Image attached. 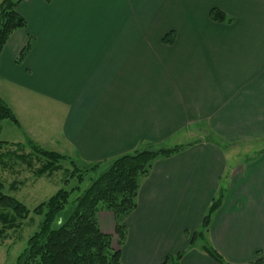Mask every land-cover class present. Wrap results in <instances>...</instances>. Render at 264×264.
I'll return each mask as SVG.
<instances>
[{
    "label": "crops",
    "instance_id": "crops-1",
    "mask_svg": "<svg viewBox=\"0 0 264 264\" xmlns=\"http://www.w3.org/2000/svg\"><path fill=\"white\" fill-rule=\"evenodd\" d=\"M16 12L25 26L0 53V98L27 140L84 163L185 145L141 180L121 264L178 252L218 264L190 240L220 191L205 241L231 264L264 258V0H23ZM251 143L253 158L227 164L225 149ZM97 220L116 247L112 213Z\"/></svg>",
    "mask_w": 264,
    "mask_h": 264
},
{
    "label": "trees",
    "instance_id": "trees-1",
    "mask_svg": "<svg viewBox=\"0 0 264 264\" xmlns=\"http://www.w3.org/2000/svg\"><path fill=\"white\" fill-rule=\"evenodd\" d=\"M22 1L0 0V53L11 33L25 26V20L16 12L17 5ZM45 1L48 3L51 0ZM209 18L217 23L232 22V18L226 17L218 9H212ZM172 39L173 35L168 33L162 40L170 43ZM29 50L30 44L27 43L16 62L21 63ZM5 119L19 126L11 108L0 98V132L1 122ZM26 143L32 155L19 158L29 161L27 166L34 168L32 174L35 177L51 176L62 170V162L69 160L71 170H65L68 177L64 181L68 183L75 179L76 184L70 189H58L30 211L21 201L4 192V183L0 179V240L7 231L20 229V221L28 218L30 213L41 217L37 229L27 237L23 249L15 258V264H121L120 248L126 238L124 219L136 208L141 180L148 175L157 159L169 157L185 147L175 145L163 148L146 143L109 162H81V167L67 156L45 150L31 140ZM213 143L220 144L216 139H213ZM21 144L0 140V149L6 146L21 147ZM32 158L38 164L36 167L32 165ZM102 166L103 169L98 171ZM89 173H93V176H89L90 183L80 191L84 176ZM12 188L15 189V186ZM74 191L81 193L70 200ZM222 196L220 191L212 200L200 226L192 235L190 245L198 240L203 241L204 251L216 263L231 264L205 241L212 214L219 207ZM99 211L110 212L114 217L116 247L112 245V236L102 233L99 228ZM182 255V252L167 255L161 264H179ZM256 256L257 259L250 264H264L259 252H256Z\"/></svg>",
    "mask_w": 264,
    "mask_h": 264
},
{
    "label": "rangeland",
    "instance_id": "rangeland-1",
    "mask_svg": "<svg viewBox=\"0 0 264 264\" xmlns=\"http://www.w3.org/2000/svg\"><path fill=\"white\" fill-rule=\"evenodd\" d=\"M27 139L28 137H25L23 131L18 129V127L10 120L5 119L1 122L0 140L22 143L21 147L6 146L0 149V161L2 162L0 164V179L4 183V192L21 201L31 211L36 205L47 200L58 189H70L76 184V181L75 179L70 180L68 183L64 181L68 177L65 170H71L68 164L69 160L62 162V170L55 172L53 175H44L40 178L35 177L32 174L34 168L27 166V162L29 161H24L19 158V156L28 157L32 155L30 146L25 142ZM183 141L187 142L191 140L184 138ZM42 143L44 146L39 145L41 148L67 156L64 153L47 148L45 146L47 144L45 139L42 140ZM260 145V143H251L238 145L235 150L225 149L227 153V164H243L247 162L256 155ZM172 146L173 145H170L168 147ZM13 152L14 154H17L13 155ZM67 157L70 158L69 156ZM30 160L33 167L38 165L34 158ZM76 163L79 166L82 164L81 162ZM101 169H103V166L97 170L99 171ZM90 174L93 176V173H89V175L84 176L83 182L80 185V191H83L88 187L90 183ZM13 186H15V189L12 188ZM80 193L74 191L70 196V200H73ZM40 220V216H35L30 213L28 218L20 221V229L7 231L5 237H2V240H0V264H15V258L23 249L27 237L37 229ZM199 242L200 241L198 240L197 243Z\"/></svg>",
    "mask_w": 264,
    "mask_h": 264
}]
</instances>
